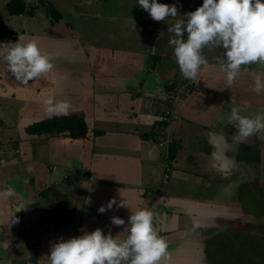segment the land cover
Masks as SVG:
<instances>
[{
    "label": "crops",
    "instance_id": "0c3cea01",
    "mask_svg": "<svg viewBox=\"0 0 264 264\" xmlns=\"http://www.w3.org/2000/svg\"><path fill=\"white\" fill-rule=\"evenodd\" d=\"M82 1L0 0V44L35 38L54 64L23 85L0 51V264H47L52 244L97 228L124 239L111 224L128 221L124 199L153 211L171 264H213L210 243L251 221L238 207L242 182H262L251 177L262 155L255 164L240 156L248 142L262 148L259 136L240 141L225 117L233 107L264 112V91H253L264 68L242 67L229 87L223 49L205 48L198 79L182 77L168 26L203 0H158L178 8L160 22L137 0H91L86 12ZM41 93L66 101L67 114L50 116Z\"/></svg>",
    "mask_w": 264,
    "mask_h": 264
},
{
    "label": "clouds",
    "instance_id": "9594fccd",
    "mask_svg": "<svg viewBox=\"0 0 264 264\" xmlns=\"http://www.w3.org/2000/svg\"><path fill=\"white\" fill-rule=\"evenodd\" d=\"M87 2L90 4L91 0ZM137 3L157 22L178 16L175 4L170 6L158 0H137ZM184 16L185 20L168 26L167 30L172 34L169 45L173 47L184 79H198L202 66L208 63L202 54L205 48L223 49V57H216V60L229 87L234 85L242 67L258 64L264 68V0H203L202 6ZM0 51L4 53L8 71L23 85H28L30 80L48 78L53 72L50 56L41 51L35 38L20 35L16 43L0 44ZM253 91L257 94L264 91V75L254 76ZM41 95L45 97L42 103L50 116L67 114L70 105L66 101L57 102L52 94ZM225 123L235 124L237 138L244 141L264 131V112L244 116L238 107H233L225 117ZM5 195H14V189L9 187ZM114 205L115 199L98 211L103 214ZM119 207L131 210L127 222L117 216L111 218L112 226H124V239H118V235L114 238L111 233L106 236L100 228L84 231L79 237L60 239L52 244L47 264H171L168 243L154 224L153 211L140 209L133 212L125 199ZM14 222L17 221L14 219ZM200 227V221L194 219L193 231ZM4 247H7L6 243Z\"/></svg>",
    "mask_w": 264,
    "mask_h": 264
},
{
    "label": "rangeland",
    "instance_id": "374dc122",
    "mask_svg": "<svg viewBox=\"0 0 264 264\" xmlns=\"http://www.w3.org/2000/svg\"><path fill=\"white\" fill-rule=\"evenodd\" d=\"M79 6L84 12L92 9L87 0L82 1ZM256 135L257 138L259 136L257 140L260 143H256L255 146L261 144L262 148H254L248 142L240 155L243 160L254 164L260 161L261 155L264 159V131ZM258 170L260 172L257 177L251 174V171L250 174L254 179L261 178L262 182L258 179L249 182L250 176L244 179L242 201L238 204L246 215L251 216V221L244 229L237 223L231 224L230 226L236 227V230L226 232L210 243L208 247L213 252L211 254L213 264H264V162L259 163ZM167 173L169 175V172Z\"/></svg>",
    "mask_w": 264,
    "mask_h": 264
},
{
    "label": "built area",
    "instance_id": "2783aa9c",
    "mask_svg": "<svg viewBox=\"0 0 264 264\" xmlns=\"http://www.w3.org/2000/svg\"><path fill=\"white\" fill-rule=\"evenodd\" d=\"M2 162H4V161H2ZM166 178H168V175H166Z\"/></svg>",
    "mask_w": 264,
    "mask_h": 264
}]
</instances>
